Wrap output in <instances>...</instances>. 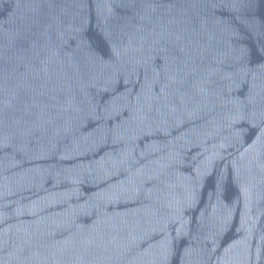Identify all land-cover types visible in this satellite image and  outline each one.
Returning a JSON list of instances; mask_svg holds the SVG:
<instances>
[{
	"label": "water",
	"instance_id": "95a60500",
	"mask_svg": "<svg viewBox=\"0 0 264 264\" xmlns=\"http://www.w3.org/2000/svg\"><path fill=\"white\" fill-rule=\"evenodd\" d=\"M0 264H264V0H0Z\"/></svg>",
	"mask_w": 264,
	"mask_h": 264
}]
</instances>
